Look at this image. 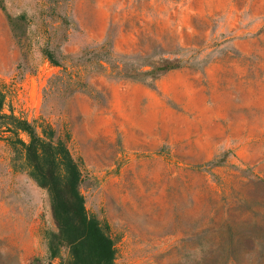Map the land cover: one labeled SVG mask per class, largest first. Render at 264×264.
Masks as SVG:
<instances>
[{"label":"rangeland","instance_id":"1","mask_svg":"<svg viewBox=\"0 0 264 264\" xmlns=\"http://www.w3.org/2000/svg\"><path fill=\"white\" fill-rule=\"evenodd\" d=\"M158 46L180 67L133 77ZM0 89L67 136L114 264H264V0H0ZM4 128L0 264H63Z\"/></svg>","mask_w":264,"mask_h":264},{"label":"trees","instance_id":"2","mask_svg":"<svg viewBox=\"0 0 264 264\" xmlns=\"http://www.w3.org/2000/svg\"><path fill=\"white\" fill-rule=\"evenodd\" d=\"M140 55L142 64L133 77L156 79L180 67L182 60L168 56L161 46ZM5 94L0 89V121L15 150L23 155L26 171L34 182L46 189L56 230L46 234L50 257H57L63 246L69 249V258L63 264H114L116 248L109 227L91 214L86 206L80 185L83 175L78 161L72 156L66 138L48 123L29 121L16 116L12 110L4 113ZM20 133L27 140L18 137ZM19 146V147H18ZM210 249V246H206ZM227 258L223 264L233 261ZM235 261V260H234Z\"/></svg>","mask_w":264,"mask_h":264}]
</instances>
